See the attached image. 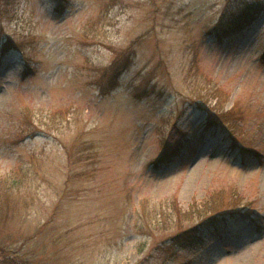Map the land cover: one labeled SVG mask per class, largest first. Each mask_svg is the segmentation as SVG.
<instances>
[{
    "label": "rangeland",
    "instance_id": "1",
    "mask_svg": "<svg viewBox=\"0 0 264 264\" xmlns=\"http://www.w3.org/2000/svg\"><path fill=\"white\" fill-rule=\"evenodd\" d=\"M4 2L0 264H264V0Z\"/></svg>",
    "mask_w": 264,
    "mask_h": 264
},
{
    "label": "trees",
    "instance_id": "2",
    "mask_svg": "<svg viewBox=\"0 0 264 264\" xmlns=\"http://www.w3.org/2000/svg\"><path fill=\"white\" fill-rule=\"evenodd\" d=\"M2 5H3V1L4 0H0ZM5 4H10L11 0H5L4 2ZM255 13L254 11V6L252 5H245L242 8H232V7H227L223 13V15L216 21L215 25H214V33L215 35H217L219 38L222 37H228L231 36L232 34L238 33L239 31H241L244 27H246L250 21L252 20V15ZM6 41L0 42V54L6 53L7 51H9L11 48L15 47V45L13 44V42H11L9 39H6ZM6 42V43H5ZM192 71V76L189 77V81H187L188 87L191 89V91L196 94L200 99H203V97H205V93L201 94V91H199L201 89V84L206 83V78L205 76H202L200 74H202L200 71L197 72L196 69H193ZM216 90V88H214ZM210 96H215L218 99L217 95L212 94V91L210 90V93L208 94ZM207 97V96H206ZM216 99V100H217ZM202 106V105H201ZM210 114V122H215V123H219L224 125L225 120L222 118L223 116H221L222 114H216L214 115L213 112H209ZM165 158V152H163V155L161 157V159L163 160ZM216 215L213 216H209L207 217L208 220H217ZM207 218H205V220H207ZM202 219V221H205ZM199 227L198 226H194L192 228H188L182 232H180L177 236H173L172 238H177L179 237V235L184 234L186 237H193L196 236V234L198 233ZM0 250L4 253V254H8L10 253V251H5L2 247H0ZM4 258V257H3ZM12 262L8 263V264H16L17 261L14 259V257L12 256L11 258H9ZM16 262L13 263L14 260ZM18 264V263H17Z\"/></svg>",
    "mask_w": 264,
    "mask_h": 264
}]
</instances>
